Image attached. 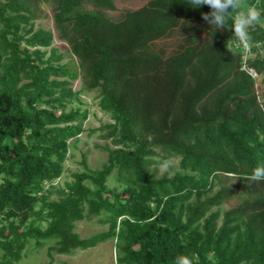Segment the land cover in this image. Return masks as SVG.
Here are the masks:
<instances>
[{
  "label": "trees",
  "instance_id": "1",
  "mask_svg": "<svg viewBox=\"0 0 264 264\" xmlns=\"http://www.w3.org/2000/svg\"><path fill=\"white\" fill-rule=\"evenodd\" d=\"M44 4L79 62L82 90L99 91L113 120L99 131L115 145L100 169L83 161L56 191L88 112L68 111L80 73L62 63L55 34L36 29ZM243 4L264 18V0ZM115 9L116 0H0V264L21 261L30 240L68 255L110 239L117 264L181 255L264 264V181L249 179L264 165V96L250 73H264V24L249 29L246 49L202 19L206 5L149 0L119 20ZM175 35L171 54L155 48ZM157 158H178L180 171L159 177ZM113 175L121 190L109 186ZM232 197L240 202L222 210ZM96 217L108 229L82 238L76 224Z\"/></svg>",
  "mask_w": 264,
  "mask_h": 264
},
{
  "label": "rangeland",
  "instance_id": "2",
  "mask_svg": "<svg viewBox=\"0 0 264 264\" xmlns=\"http://www.w3.org/2000/svg\"><path fill=\"white\" fill-rule=\"evenodd\" d=\"M148 1L149 0H116V9L109 11L108 14L112 18L119 20L126 11L141 8L147 4ZM35 27L36 29L52 31L55 34L53 47L58 48L65 56L62 62L63 64L69 65L71 69L80 73V78L74 82L73 89L77 92L81 91L84 87V81L79 70V62L77 58L72 55L69 45L61 41L57 36L53 19V8L51 5L44 4L42 6L41 18L35 21ZM180 41L181 38L179 35H175L170 39L156 42L155 48L164 51L166 54H171L178 49ZM260 54L264 56V49L261 50ZM249 56L252 58L256 57L255 54H250ZM250 73L257 81L256 91L262 98V96H264V73L261 76L254 70H250ZM77 109L81 112L87 111L88 119L83 123V133L70 142V151L65 162V172L61 179L54 181L52 186H50V189L54 191L63 187L65 182L71 181L73 173L85 170L83 161L93 170L100 169L106 163L108 157L105 148H115L112 139L107 140L103 138V135L108 133V130L99 131L101 127L113 123L111 117L104 113L99 107V91L82 90L79 95V100L73 101L68 106V111ZM168 162L170 163L167 170H162L160 164L163 163V161L157 158L150 169L152 171L156 170L159 177L164 174L173 176L180 171L178 158H172ZM108 184L111 188L118 187L121 190V185L116 181L115 175L109 179ZM56 198L57 196H52V199ZM239 202L240 199L238 197H232L223 205L222 210L230 209ZM100 219L101 217H96L92 220L78 222L75 230L82 238H87L106 231L108 225L102 224ZM45 225L46 224H44V226ZM54 244V241H48L43 248H37L35 241L30 240L21 261L17 264H117L115 239H110L88 250H75L68 255H61L55 252H51L50 254V248L54 246Z\"/></svg>",
  "mask_w": 264,
  "mask_h": 264
},
{
  "label": "clouds",
  "instance_id": "3",
  "mask_svg": "<svg viewBox=\"0 0 264 264\" xmlns=\"http://www.w3.org/2000/svg\"><path fill=\"white\" fill-rule=\"evenodd\" d=\"M188 3L194 8L208 6L210 12L201 13L202 19L218 29L233 30L236 40L246 49L253 46L249 29L254 25L264 24L261 12L254 5L245 6L243 0H188ZM169 163H161V169L167 170ZM249 179L264 181V165L254 168ZM173 264H193V261L190 257L181 255L176 257Z\"/></svg>",
  "mask_w": 264,
  "mask_h": 264
}]
</instances>
